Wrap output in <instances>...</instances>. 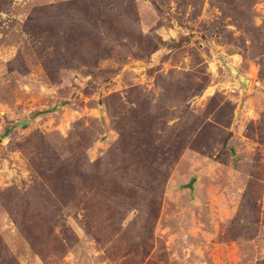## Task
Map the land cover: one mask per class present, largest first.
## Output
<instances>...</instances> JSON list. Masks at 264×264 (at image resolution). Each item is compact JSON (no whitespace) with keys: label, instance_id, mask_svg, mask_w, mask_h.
<instances>
[{"label":"rangeland","instance_id":"obj_1","mask_svg":"<svg viewBox=\"0 0 264 264\" xmlns=\"http://www.w3.org/2000/svg\"><path fill=\"white\" fill-rule=\"evenodd\" d=\"M0 264H264V0H0Z\"/></svg>","mask_w":264,"mask_h":264},{"label":"water","instance_id":"obj_2","mask_svg":"<svg viewBox=\"0 0 264 264\" xmlns=\"http://www.w3.org/2000/svg\"><path fill=\"white\" fill-rule=\"evenodd\" d=\"M190 187H192V185H190Z\"/></svg>","mask_w":264,"mask_h":264}]
</instances>
